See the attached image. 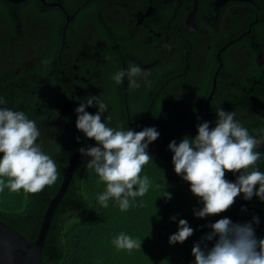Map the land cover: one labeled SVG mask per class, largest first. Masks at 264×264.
I'll use <instances>...</instances> for the list:
<instances>
[{"label":"flooded vegetation","instance_id":"flooded-vegetation-1","mask_svg":"<svg viewBox=\"0 0 264 264\" xmlns=\"http://www.w3.org/2000/svg\"><path fill=\"white\" fill-rule=\"evenodd\" d=\"M216 1L196 0L192 21L194 0H161L130 17L112 10L105 19L98 12L90 17L82 9L66 10L56 0L50 3L60 6H50L44 18L10 7L0 18L6 42L0 95L13 110L33 109L45 125L41 136L50 141L80 137L74 110L88 96L108 105L102 119L109 126H154L160 135L153 143L168 145L191 122L210 121L213 127L219 107L235 111L250 134L262 139L264 0H222L218 7ZM131 64L146 74L137 78L140 87L113 79ZM258 150L257 166L264 171V144ZM231 175L225 178L234 180ZM228 209L242 222L258 216L255 232L264 237V202L238 195Z\"/></svg>","mask_w":264,"mask_h":264},{"label":"clouds","instance_id":"clouds-1","mask_svg":"<svg viewBox=\"0 0 264 264\" xmlns=\"http://www.w3.org/2000/svg\"><path fill=\"white\" fill-rule=\"evenodd\" d=\"M145 75L140 66L131 64L118 70L113 79L120 83L127 78L131 85L140 87L137 78ZM6 104L0 95V193L5 188L12 192L21 189L26 193L40 192L56 182L58 166L37 143L41 135L37 122L24 111L13 110ZM93 105L98 109L94 114L85 110ZM107 108L98 96H88L74 110L76 129L94 141L78 151L87 158L86 167L105 184V190L97 194L101 206L106 208L113 200L121 211H127L137 197L145 196L153 187L150 177L141 172L153 160L147 149L160 133L154 126L140 131L109 126L102 119ZM236 116L235 111L219 107L213 127L210 121L198 123L194 137L185 136L179 143L172 140L167 146L175 174L189 185V191L202 205L194 210L195 217L225 212L238 195L245 201L255 196L264 202V171L257 166L264 129L257 130L262 137L257 139ZM226 172L232 173L235 180L226 179ZM155 187L161 192L157 197L171 199L165 181L163 186ZM259 223L260 218L254 215L246 222H233L224 216L207 224L209 231L191 249L192 264H264V237H258L254 227ZM193 231L187 220L179 219L177 230L168 237L169 245L184 242ZM208 242H213L211 247ZM112 244L117 249H140L141 239L120 232Z\"/></svg>","mask_w":264,"mask_h":264},{"label":"trees","instance_id":"trees-1","mask_svg":"<svg viewBox=\"0 0 264 264\" xmlns=\"http://www.w3.org/2000/svg\"><path fill=\"white\" fill-rule=\"evenodd\" d=\"M44 1L50 3L53 0ZM56 1L66 10L82 9L85 15L90 17L98 12L105 19L108 12L112 14V10H116L115 16L124 12L130 17L136 9L145 8L149 4L155 5L161 0ZM185 1L192 3V0ZM203 1L205 0H200V3ZM10 7L16 11L24 8L26 11L34 10L42 18L46 11L49 12L52 9L39 0H24L23 3L16 4L0 0V18H5L4 11ZM164 13L165 10L163 17ZM166 26L167 24L163 28ZM1 31L0 25V54L3 53L6 45ZM12 32L11 30L10 34ZM23 103L20 100L19 104ZM25 108L21 110L37 122L41 132L45 125L41 120L39 121L33 109ZM203 113L202 111V116ZM190 125L192 127L182 129L180 134L172 140L178 139L177 143H179L185 136L194 137L198 124L191 122ZM54 142L60 146V150L49 138L40 135L37 140V143L41 144L43 150L53 157L58 166L59 175L54 184L46 185L43 190L36 193H26L23 189L12 192L7 188L0 193V221L30 241L35 239L39 231L44 212L49 201L58 191L70 157L82 146L88 147L94 143L83 133L75 139L73 136L62 137ZM166 143V141L152 142L148 148L168 149ZM150 154L153 160L144 165L141 175L147 174L153 187L145 196L137 197L127 211H121L113 200L109 201L108 207H102L97 201V194L105 190L104 182L99 180L93 170L86 167V157L81 156L76 161L68 187L52 213L41 252V264H192L194 258L191 255V249L194 243L209 231L205 227L207 224L224 216L230 217L233 222H242L240 216L239 219L233 217L234 213L230 212L234 210L230 209L214 216L195 217L194 210L202 205L189 191V185L182 180L181 176L175 174L171 157L159 153ZM231 178L235 180L233 174ZM164 181L166 182L165 190L171 193V199L157 197L161 192L155 185L163 186ZM173 216L177 218L176 221L170 219ZM179 219L188 221L194 229L193 234L182 243L169 245L168 237L177 230ZM120 232H126L141 239L140 249H117L112 244V240ZM209 244L208 242V247H211L212 244Z\"/></svg>","mask_w":264,"mask_h":264},{"label":"water","instance_id":"water-1","mask_svg":"<svg viewBox=\"0 0 264 264\" xmlns=\"http://www.w3.org/2000/svg\"><path fill=\"white\" fill-rule=\"evenodd\" d=\"M8 1L16 4L22 2L23 0ZM40 1L46 6H60L55 3L48 4L44 0ZM221 2L222 0H217L215 6L218 7ZM195 10L196 0H194L193 10L189 13L190 21L193 20ZM147 151L149 153L165 154L172 157V153L165 152L163 150L148 148ZM81 156L83 155L77 151L70 157L63 180L57 193L49 201V204L44 212L39 231L33 241L28 240L12 227L0 221V264H41V252L44 246L46 233L51 222L52 213L59 201L62 199L70 182L74 165Z\"/></svg>","mask_w":264,"mask_h":264}]
</instances>
